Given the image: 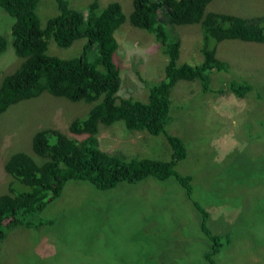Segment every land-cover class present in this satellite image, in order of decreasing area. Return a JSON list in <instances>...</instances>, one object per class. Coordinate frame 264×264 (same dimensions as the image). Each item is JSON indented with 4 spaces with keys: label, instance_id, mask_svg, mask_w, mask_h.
Returning a JSON list of instances; mask_svg holds the SVG:
<instances>
[{
    "label": "rangeland",
    "instance_id": "1",
    "mask_svg": "<svg viewBox=\"0 0 264 264\" xmlns=\"http://www.w3.org/2000/svg\"><path fill=\"white\" fill-rule=\"evenodd\" d=\"M67 1L69 7L83 11L93 0ZM97 1L101 6L117 2L126 17L132 10V0ZM35 9L41 26L58 12L54 0H37ZM206 11L259 16L264 15V0H212ZM12 22L0 8V35L7 40L0 53V83L22 61L11 44ZM165 25L181 41L178 63H200V26ZM115 36L119 94L145 99L143 80H160L167 58L153 33L128 19ZM84 43L78 39L60 47L49 39L47 52L73 57ZM216 56L228 68L208 73L207 92L197 80H179L170 93L166 131L180 136L187 146V157L174 169L192 176L189 196L173 176L120 182L103 191L85 180H69L59 197L30 218L37 226L8 231L0 263L264 264V43L223 40L216 45ZM229 80L252 88L238 97L228 91ZM91 105L43 92L0 113V194L11 180L4 172L11 153L31 151L32 135L40 129L53 127L68 134L71 120ZM97 136L106 141L105 150L128 158L169 159L171 153L162 134L129 130L122 121L99 124ZM194 202L209 213L206 231ZM214 235L220 238L219 248L208 256Z\"/></svg>",
    "mask_w": 264,
    "mask_h": 264
},
{
    "label": "trees",
    "instance_id": "2",
    "mask_svg": "<svg viewBox=\"0 0 264 264\" xmlns=\"http://www.w3.org/2000/svg\"><path fill=\"white\" fill-rule=\"evenodd\" d=\"M54 1L58 12L41 26L37 0H0V8L13 19L11 44L22 59L0 83V113L43 92L92 105L71 120L68 134L53 127L37 130L32 135L31 151H16L7 157L4 172L11 180L6 192L0 194V250L9 230L37 226L30 218L59 197L69 180H85L103 191L120 182L137 183L146 177L163 181L173 176L189 196L192 176L174 169L187 157V146L180 136L166 131L171 90L179 80H197L202 91H208V73L228 68V63L216 56L217 43L228 39L264 43V15L206 11L212 0H132L128 17L114 1L101 6L93 0L83 11L69 7L67 0ZM161 12L172 25L200 26V63H178L181 41L172 36L170 28L168 31ZM126 19L153 33L167 58L160 80H143L145 99L119 94L121 67L115 60V31ZM49 39L60 47H69L78 39H85V43L77 56L62 58L47 52ZM6 45V37L0 35V53ZM226 85L238 97L252 88L234 80ZM217 92L224 93L225 89L218 88ZM116 121H122L129 130L162 134L170 147L169 159L128 158L105 150L106 141L97 136L99 124L109 126ZM194 205L202 213L206 231L204 220L209 213ZM219 239L218 235L211 236L208 256L218 250Z\"/></svg>",
    "mask_w": 264,
    "mask_h": 264
}]
</instances>
